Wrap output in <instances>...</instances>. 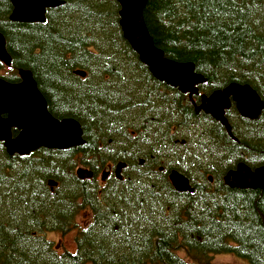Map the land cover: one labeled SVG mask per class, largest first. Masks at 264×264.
<instances>
[{
	"label": "trees",
	"instance_id": "obj_1",
	"mask_svg": "<svg viewBox=\"0 0 264 264\" xmlns=\"http://www.w3.org/2000/svg\"><path fill=\"white\" fill-rule=\"evenodd\" d=\"M60 1L44 23H15L10 1L0 0L11 58L9 68L0 63V77L15 83L19 69L30 71L50 114L75 119L85 140L27 156H9L0 142V264H213L219 254L264 264V191L223 180L239 163L264 166V108L250 120L232 103L225 112L232 137L193 114L183 120L187 101L155 80L124 39L117 0ZM143 20L166 58L194 65L203 94L249 85L264 105V0H148ZM172 127L202 146L167 156L196 183L192 193L151 171L170 152ZM108 162L126 163L125 178L102 191L75 173L96 174ZM47 233H74L75 251L60 253Z\"/></svg>",
	"mask_w": 264,
	"mask_h": 264
},
{
	"label": "water",
	"instance_id": "obj_2",
	"mask_svg": "<svg viewBox=\"0 0 264 264\" xmlns=\"http://www.w3.org/2000/svg\"><path fill=\"white\" fill-rule=\"evenodd\" d=\"M9 1L12 11L8 18L15 23H44L46 11L64 3L60 0ZM147 1L117 0L120 6L119 26L124 39L155 80L181 93H188L190 96L196 94L198 86L203 84L205 79L195 72L192 63L172 61L154 45L143 20V10ZM0 63L4 67L11 66L5 38L1 33ZM17 73L20 79L18 83H9L0 78V142L3 143L7 154L27 156L39 149L68 150L84 145L85 140L80 124L73 118L53 117L31 72L19 69ZM74 74L81 78L86 76L82 70H75ZM201 102L196 112L202 110L212 116L220 122L230 137H232L231 130L225 112L232 103L241 117L250 120L257 119L264 108L263 102L249 85L237 83H231L222 89L215 90L209 96H203ZM12 130L17 133L13 135ZM142 164L141 159L139 165ZM125 168L124 162L115 165V175L118 179H121L122 170ZM75 173L81 179H89L93 176L92 171L82 167L77 168ZM107 174V172H101L102 181ZM168 179L177 192H193L189 180L176 170L169 173ZM224 182L232 189L264 191V166L251 170L245 164L239 163L234 170L224 176ZM47 185L50 190H53L57 183L49 180Z\"/></svg>",
	"mask_w": 264,
	"mask_h": 264
},
{
	"label": "flooded vegetation",
	"instance_id": "obj_3",
	"mask_svg": "<svg viewBox=\"0 0 264 264\" xmlns=\"http://www.w3.org/2000/svg\"><path fill=\"white\" fill-rule=\"evenodd\" d=\"M6 68H9V67H6ZM17 76H18V73H17ZM5 81H7V80H5ZM19 81H20V79H19ZM19 81L15 82V83H18ZM9 83H14V82H9ZM176 92H178L182 96V98L185 101H187V104L184 105V108L186 107L187 110H184V108L182 109V119L183 120L188 121V118H189L188 116L191 117V115L193 114L195 116L196 120L199 119V123L200 122H206V123H208V124L211 125V127H212V129L214 131L216 130L217 125L220 124V122L216 121L212 116H210L209 114L204 113L202 110H200L199 112H196L197 108L199 106H201V104H202V102H201L202 97L205 96V94H203L202 91H199L198 90V92L196 94H193L191 96L188 93H181L178 90ZM209 95H207V96H209ZM130 132H131V135L134 134L133 131H130ZM169 132L172 134L170 138L173 137L171 139L170 152H165L164 153V156L161 157V161H159L157 164L156 163L154 164V162H153L154 157L152 155L150 156V159L152 161L151 162V165L154 164L153 165V168L151 169V171L152 172H159L161 174L167 175V177H168L169 173L173 170V169H171V166L169 167V163H171V162L168 160L167 156H170V157H174L175 156V152L178 150L177 148L175 150V147H180V148L189 147L190 149H192V148H198L200 151H203L202 150V146L198 143V141H195L194 138L191 137V135H190V137L188 136L187 140L185 138H181L177 134V131H176V128L175 127L170 128L169 129ZM195 137H197V136H195ZM164 142H168V141L167 140H164ZM141 159L143 160V164L142 165H144L145 162H146V159L144 157H140L139 158L138 164H139V161ZM167 161L169 163H167ZM115 165L116 164L113 163V162H108L106 164L105 168L101 171V172H107L108 173L104 181L101 180V172H98L96 174H93V176L91 177V178L94 179V182L97 185V187L100 189V191H102V190H104L106 188L108 182H111V181H120V182H122L124 180V178H125V170L126 169H123L122 170L121 179H118L116 177V175H115ZM142 165H140V166H142ZM203 165H204V163H203ZM82 168H84V167H82ZM85 169H88V168H85ZM168 169H169V171H168ZM207 170L210 173V174H207L208 180H209V183L212 185V183H213L212 175H213L215 169L213 167H211V168H208ZM91 178H89V179H91ZM223 180H224V178H223ZM189 183H190V181H189ZM195 184H196L195 182L194 183H190V186L191 185L195 186ZM193 190H194V188H193Z\"/></svg>",
	"mask_w": 264,
	"mask_h": 264
},
{
	"label": "rangeland",
	"instance_id": "obj_4",
	"mask_svg": "<svg viewBox=\"0 0 264 264\" xmlns=\"http://www.w3.org/2000/svg\"><path fill=\"white\" fill-rule=\"evenodd\" d=\"M163 160V159H162ZM201 161H204L203 159ZM207 162V161H206ZM203 164V162H200ZM87 217L81 215L77 218L78 225L82 226L87 222ZM47 240L53 242L55 249L60 253L64 251L74 252L75 251V242H74V233H70L66 236L61 237L58 234L47 233L45 235ZM213 264H249L243 259H240L232 254H219L212 256Z\"/></svg>",
	"mask_w": 264,
	"mask_h": 264
},
{
	"label": "bare ground",
	"instance_id": "obj_5",
	"mask_svg": "<svg viewBox=\"0 0 264 264\" xmlns=\"http://www.w3.org/2000/svg\"><path fill=\"white\" fill-rule=\"evenodd\" d=\"M182 70H183V69H182ZM176 74H177V73H176ZM181 75H182V74H181ZM186 76H187V75H186ZM186 76H185V77H186ZM188 76H189V75H188ZM182 78H183V77H182ZM187 78H188V77H187ZM187 78H185V79L187 80ZM186 80H185V81H186ZM236 98H237V97H236ZM244 99H245V98H244ZM242 102H243V101H242ZM246 103H247V102H246ZM256 105H257V104H256ZM247 106H248V105H247ZM244 107H245V106H244ZM247 108H248V107H247Z\"/></svg>",
	"mask_w": 264,
	"mask_h": 264
}]
</instances>
